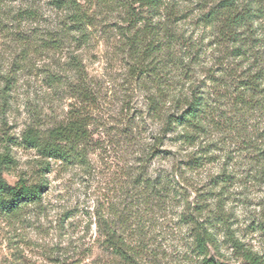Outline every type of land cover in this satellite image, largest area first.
<instances>
[{"label": "clouds", "instance_id": "clouds-1", "mask_svg": "<svg viewBox=\"0 0 264 264\" xmlns=\"http://www.w3.org/2000/svg\"><path fill=\"white\" fill-rule=\"evenodd\" d=\"M0 264H264V0H0Z\"/></svg>", "mask_w": 264, "mask_h": 264}]
</instances>
